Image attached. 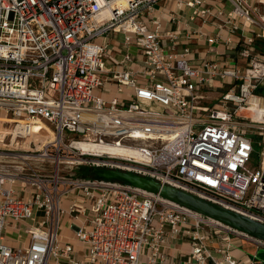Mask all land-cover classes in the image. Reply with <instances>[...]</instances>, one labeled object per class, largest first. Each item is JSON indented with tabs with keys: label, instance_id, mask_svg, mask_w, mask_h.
<instances>
[{
	"label": "built area",
	"instance_id": "1",
	"mask_svg": "<svg viewBox=\"0 0 264 264\" xmlns=\"http://www.w3.org/2000/svg\"><path fill=\"white\" fill-rule=\"evenodd\" d=\"M202 43L225 59L196 64ZM0 109V141L31 149L0 162V264H181L175 239L189 264H257L234 251L264 241L77 169L131 170L264 223V0H0Z\"/></svg>",
	"mask_w": 264,
	"mask_h": 264
},
{
	"label": "water",
	"instance_id": "2",
	"mask_svg": "<svg viewBox=\"0 0 264 264\" xmlns=\"http://www.w3.org/2000/svg\"><path fill=\"white\" fill-rule=\"evenodd\" d=\"M96 177L117 179L140 189L159 194L161 197L174 201L187 208H191L203 216H207L225 225L235 228L245 234L252 235L264 241V223L245 216L236 210H232L222 204H217L206 197H202L192 191L183 190L176 186L164 184L156 179L140 175L131 170L119 168L97 167L94 169Z\"/></svg>",
	"mask_w": 264,
	"mask_h": 264
},
{
	"label": "crops",
	"instance_id": "3",
	"mask_svg": "<svg viewBox=\"0 0 264 264\" xmlns=\"http://www.w3.org/2000/svg\"><path fill=\"white\" fill-rule=\"evenodd\" d=\"M192 46L196 47L195 43L192 44ZM198 49H199L198 50L199 53L196 54V58H195L196 64H199L202 60L206 58L207 59L212 58L214 60L216 59L219 61H223L225 59V56L221 54V52L223 51V47L221 45L218 47V51H220V53H215V54L212 52H208V46L205 43L200 44ZM133 51L135 52L134 49ZM133 67L137 68L138 65L134 64ZM73 234H74V230L70 228L69 224H65L64 230H63L64 238L67 239L68 241L69 240L73 241L74 246H75L76 257L82 258L84 255L83 247L78 240L73 238ZM7 240L8 242L14 245H18L20 243L19 240L16 239L15 231L11 227H9V229L7 230ZM167 251L174 261L180 262L181 264H189L188 261H189L191 250H190L188 241L175 239V241H172L170 243V246L167 249ZM234 254H236L237 256H243L244 254L249 255V256L253 255V256H256L257 258V264H264V247H255L254 245L250 244V248L247 250H244L242 248L241 250L238 248H235ZM209 264H212V263L210 262Z\"/></svg>",
	"mask_w": 264,
	"mask_h": 264
},
{
	"label": "rangeland",
	"instance_id": "4",
	"mask_svg": "<svg viewBox=\"0 0 264 264\" xmlns=\"http://www.w3.org/2000/svg\"><path fill=\"white\" fill-rule=\"evenodd\" d=\"M219 91L220 90H217V92H213L211 94V97L209 98V100H212L214 99L217 95H219ZM214 102V101H213ZM4 111L2 109H0V117H3L4 116ZM7 124L4 125V127H6ZM0 127H2V123H0ZM40 146H41V142H38L37 143V146L38 149H40ZM31 147L34 148V145H31ZM30 148V145L28 144V142L26 141H22L20 143H14V144H11L10 143V139H6L5 142H1L0 141V162H3V163H7V162H13V163H16L14 160V158L12 157H9L8 155L10 153H12L13 151H16L18 153H23V154H27V153H30L31 152V149ZM251 160L249 161L248 165L250 168L254 169V168H257L260 166L261 164V148L260 147H256L255 151L252 153L251 155ZM40 162H37V163H34L35 164H39ZM40 165V164H39ZM81 169H77L78 173ZM242 249L244 250H247L250 248V244L248 242H244L243 246L241 247ZM241 248H238L241 250Z\"/></svg>",
	"mask_w": 264,
	"mask_h": 264
},
{
	"label": "bare ground",
	"instance_id": "5",
	"mask_svg": "<svg viewBox=\"0 0 264 264\" xmlns=\"http://www.w3.org/2000/svg\"><path fill=\"white\" fill-rule=\"evenodd\" d=\"M118 2H120V1H122V0H117ZM255 104V103H254ZM4 121H6V118H5V116H3V117H0V123H3ZM37 125H40V126H36V129H38V128H40V127H45V125L43 124V122H39ZM35 129V130H36ZM8 131V127H4V126H2V127H0V137L2 138L4 135V133H6ZM53 138H54V135L51 133V135H49V136H46V137H40L39 136V134H36L35 136H34V139L35 140H37V139H40V140H42V141H44L45 142V140H46V142H48V141H52L53 140ZM87 144H85L84 142H82V144H81V146H86ZM118 151H124L123 149H121L120 147L117 149ZM124 152H126V151H124ZM218 222V221H217ZM220 222V221H219Z\"/></svg>",
	"mask_w": 264,
	"mask_h": 264
},
{
	"label": "trees",
	"instance_id": "6",
	"mask_svg": "<svg viewBox=\"0 0 264 264\" xmlns=\"http://www.w3.org/2000/svg\"><path fill=\"white\" fill-rule=\"evenodd\" d=\"M79 174H90V175H94V170L92 169H88L86 167H82L81 170L79 171Z\"/></svg>",
	"mask_w": 264,
	"mask_h": 264
}]
</instances>
